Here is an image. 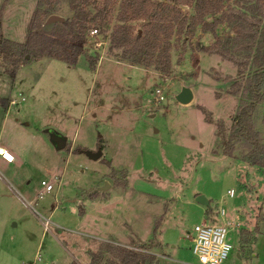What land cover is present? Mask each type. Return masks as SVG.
<instances>
[{"label": "rangeland", "instance_id": "1", "mask_svg": "<svg viewBox=\"0 0 264 264\" xmlns=\"http://www.w3.org/2000/svg\"><path fill=\"white\" fill-rule=\"evenodd\" d=\"M122 3L81 0L78 7L88 14L70 27L65 19L78 9L70 0H59L49 12L62 19L47 22L48 14L38 26L36 0H0V31L7 39L24 42L27 32L36 30L62 45L79 46L64 55L75 59L69 62L53 56L54 45L40 44L38 57L28 54L16 72L12 59L21 57L23 48L12 47L10 61L0 52V94L13 90L25 96L10 106L0 131V139L18 155L13 163L0 164V215L21 238V257L14 264L81 260L92 243L87 233L99 236L89 238L99 239L91 251L100 254L101 263L116 256L114 247L137 244L147 256L144 264H167L166 253L178 260L170 264H196L188 235L203 220L228 228L233 248L224 264H264V167L242 159L248 150L242 139L235 140L231 156L223 153L242 97L231 91L240 76L238 65L203 50L217 37L224 46L233 23L222 20L213 33L191 18L192 3L180 5L187 20L180 32L173 30L170 67L163 70L158 63L127 59L121 47L110 46ZM228 3L239 8L234 0ZM123 22L131 23L133 33L141 32V18ZM87 25L98 28L91 41L85 36ZM229 42L227 48L245 56V50H235L236 44ZM243 66L245 73L254 69L248 70L250 63ZM183 85L193 92L187 103L175 97ZM155 88L164 99H156ZM253 118L264 138L260 104ZM57 136L65 140L63 147L57 146ZM99 136L101 155L92 158L88 151L98 149ZM76 147L85 149L75 152ZM42 179L52 181L53 189L43 191ZM39 190L42 197L32 199ZM197 194L208 203L197 201ZM56 229L75 236L65 234L60 242Z\"/></svg>", "mask_w": 264, "mask_h": 264}, {"label": "trees", "instance_id": "2", "mask_svg": "<svg viewBox=\"0 0 264 264\" xmlns=\"http://www.w3.org/2000/svg\"><path fill=\"white\" fill-rule=\"evenodd\" d=\"M59 0H38V6L35 13H39L36 25H40L49 12L55 11V4ZM81 0H70L73 8H78L77 13L72 17L66 18L67 25L72 27L78 22V18L84 20L86 15L84 8L79 6ZM230 0H123V8L116 23L110 33V46L121 47L122 56L137 63H158L163 70L170 67L169 49L171 46V36L173 30L180 32L184 26L187 15L183 13L182 4H193L194 13L191 18L200 23L205 30L215 33V25L222 20H229L232 25V36L228 35L224 43L220 37H217L210 45H206L203 50L215 52L223 57L233 61L238 65L239 78L234 79L231 86L233 93L241 92L237 109L233 115L228 138L225 141L223 153L231 156L234 149L235 140L242 139L248 150L242 159L250 164H256L264 167V138L255 127L253 113L260 104L264 109V0H234L239 6L235 9L228 3ZM227 2L225 5L224 3ZM240 6L246 10L256 11V15H248L240 9ZM220 15L215 19L208 21L205 19L207 14ZM141 18V32L135 34L132 32L130 19ZM262 23V28L258 31V25ZM254 26V27H251ZM97 27V26H96ZM90 25L86 26V34ZM235 43V50H245L244 57H238L227 48L229 39ZM42 44L44 47L55 46L53 56L67 61H75L74 58L66 57L65 54L77 51V43L62 45V42L50 35H41L36 30H30L24 42L14 41L4 38L0 31V52L3 58L10 61V49L18 46L23 48L21 57L13 58V72H16L21 60L26 61L28 54L37 58V46ZM33 50V52H31ZM62 50V51H61ZM37 53V54H36ZM250 58V61H249ZM250 63L248 68H254L253 71L245 73L247 68L243 65ZM243 67V68H242ZM210 122V117H206ZM222 126V123H219ZM98 148L102 147L100 136L98 137ZM85 148L76 147V151ZM116 250V256L105 259L101 263L100 254L92 251L89 264H144L147 256L143 251H136L127 245H118L113 248ZM152 259V258H151ZM71 264H80L77 261Z\"/></svg>", "mask_w": 264, "mask_h": 264}, {"label": "built area", "instance_id": "3", "mask_svg": "<svg viewBox=\"0 0 264 264\" xmlns=\"http://www.w3.org/2000/svg\"><path fill=\"white\" fill-rule=\"evenodd\" d=\"M98 34V28L96 26L90 27L88 30L87 40H93V37ZM96 44H100L101 41H94ZM156 99H164L162 90L160 88L154 89ZM18 96L13 95L8 99L9 103L18 104L21 100L25 99V96L18 92ZM0 157L6 161L12 162L15 159L14 154L7 147L0 146ZM43 191H49L53 189L52 181L41 180ZM228 194L232 196L234 189L229 188ZM42 197V190H39L33 199ZM221 214L225 211L222 208ZM43 224L47 227L48 219L43 220ZM228 228L224 223L207 222L205 220L197 222L193 225L192 234H189L191 240L192 253L197 257V264H224L225 260L229 256L233 244L227 236ZM128 247L136 250L143 251L144 249L137 244H128Z\"/></svg>", "mask_w": 264, "mask_h": 264}, {"label": "crops", "instance_id": "4", "mask_svg": "<svg viewBox=\"0 0 264 264\" xmlns=\"http://www.w3.org/2000/svg\"><path fill=\"white\" fill-rule=\"evenodd\" d=\"M36 6H37V0H36V4H35L34 10L36 9ZM0 21H1V17H0ZM1 26H2V21H1ZM3 36L5 38L7 37L4 34H3ZM7 38H9V37H7ZM11 40H15V39H11ZM15 41L23 42V40H15ZM13 95H14L13 94V90L11 91V93L9 92L8 94H6V93H3V94L1 93L0 94V131H1V128L3 126L4 118L6 117V115L9 112L10 106L16 105V104H12V103L8 102V99L10 97H12ZM2 97H5V98H2ZM24 100H21L20 102H22ZM0 146L7 147L9 150L12 151V153L15 156V159L12 162L6 161V160H4V159H2L0 157V164L2 166H7V165L13 163L17 159L18 155L14 152V149L10 147L11 144L8 145L7 142H5V141L0 139ZM33 196H32V199H33ZM30 200L31 199H29V201ZM52 207H53L52 211H54L55 205H52ZM8 212H9L8 215H10L11 214L10 213L11 212V208L8 209ZM41 221L43 222V220H41ZM18 223H19L18 221L15 222L16 225ZM54 224L57 227H59V228L61 227L62 228L61 224L55 223V222H54ZM75 232L76 233H80L79 231H75ZM64 233L66 235H68V236H71V237L75 236V235H73V234H75L73 232H68L67 231V232H64ZM65 234H63V231L61 229H56V232L54 233V236L60 242H64V240H65L64 239V235ZM81 234H86V232L85 233L82 232ZM87 236L96 237V238L99 237V236H96V235H92L90 233H87ZM89 237H88V239H90L89 241H91L92 243H88V246L85 247L86 248L85 249L86 255L83 254V258H81V260L77 259V262H79L80 264H89L90 259H91V255H90V253L92 252L91 250H94L93 248H95L94 247V245H95L94 242L96 240H99V239H96V238H89ZM20 241H21L20 236L13 229H11V227H9L7 219L5 217H3L2 215H0V264H3L4 262H7L6 264H14L21 257L20 253H19ZM166 257H167V260H168L167 264H170V262L174 261V260L178 261L177 259L172 258L168 253H166ZM179 262H181V261H179ZM30 263L33 264L32 261Z\"/></svg>", "mask_w": 264, "mask_h": 264}, {"label": "water", "instance_id": "5", "mask_svg": "<svg viewBox=\"0 0 264 264\" xmlns=\"http://www.w3.org/2000/svg\"><path fill=\"white\" fill-rule=\"evenodd\" d=\"M56 19H62V16L56 13H51L48 15L46 21L50 22ZM175 97L178 101L182 103H187L192 99L193 92L189 86L183 85L181 86L180 90L175 94ZM55 139H56L57 146L63 147V145L65 144V140L61 138L60 136H57ZM88 154L92 158H97L101 155V148H98L95 151L90 150L88 151ZM107 186H108V182H105V184L103 185V188H106ZM196 200L199 202L208 203V200L205 198L203 194H197Z\"/></svg>", "mask_w": 264, "mask_h": 264}]
</instances>
